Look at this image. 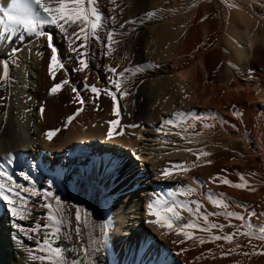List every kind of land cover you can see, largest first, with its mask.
<instances>
[{"label": "bare ground", "instance_id": "bare-ground-1", "mask_svg": "<svg viewBox=\"0 0 264 264\" xmlns=\"http://www.w3.org/2000/svg\"><path fill=\"white\" fill-rule=\"evenodd\" d=\"M96 7L103 14L99 34L113 32V52L106 55L90 39L89 67L76 71L66 38L40 23L47 16L38 6L0 0V77L5 61L10 77L0 79V165L17 184L37 191L25 220L4 212L0 264L53 260L40 243L45 235L18 228L48 223L45 203L59 219L73 213L48 237L61 264H264V239L256 238L264 228V0H98ZM10 16L33 18L38 27L28 31ZM43 34H52L64 65L55 81ZM115 78L120 93H128L118 95L119 117L104 94L115 91ZM65 79L60 92L49 93ZM117 119L115 131L123 134L109 140V122ZM164 169L174 174L165 177ZM245 183L254 190L235 186ZM157 199L178 206L177 223L207 228V215L209 224L223 228L186 229L188 238L148 223L155 219L148 205ZM230 233H236L231 243L212 239Z\"/></svg>", "mask_w": 264, "mask_h": 264}, {"label": "snow or ice", "instance_id": "snow-or-ice-1", "mask_svg": "<svg viewBox=\"0 0 264 264\" xmlns=\"http://www.w3.org/2000/svg\"><path fill=\"white\" fill-rule=\"evenodd\" d=\"M31 4L38 6L39 10H42L43 13L47 16V19H42L40 23L42 24H49L54 25L56 29L59 30L60 33L64 35L66 38L69 46H70V53L76 56V62L78 67L75 69L76 71H83L89 67V62L87 60L89 53L88 42L90 39L96 40L101 42L104 45L106 55L110 56L113 52L112 44H113V32H108L106 37H103L99 34L98 29H100L102 25L103 14L98 11L96 5L98 4V0H55V7L47 5L42 2V0H30ZM113 5H115L116 0H112ZM152 15V14H149ZM9 19L16 21L19 24H22L28 31H36L38 27L37 22L33 18H24V19H17L16 17H9ZM110 19L114 22L115 17H110ZM134 23V21H133ZM73 29V31L69 32L68 29ZM42 34V33H41ZM46 36L48 41V47L51 48V59H50V66H49V73L52 79L55 81L56 70L64 69V65L62 61L58 58V50L52 44L53 36L52 34H43ZM75 45V46H73ZM83 49V51H81ZM112 73H116L117 69L112 68L110 69ZM128 71V69H125ZM120 76L123 73L119 74ZM3 81H8L9 77V64L5 61L3 64V76L0 77ZM114 85L115 91L111 89L105 90L106 95L111 96L114 102V114L119 117L120 116V105L118 95H128V93H120L121 89V82L118 78H115L111 81ZM66 84H69L67 79L62 80L59 83H54V85L49 89V93L52 95L57 94L60 92ZM76 89H73V92H76ZM91 91L99 96V91L95 86L91 87ZM79 104L83 105L85 101L83 98H78ZM82 108H78L77 112L73 114L72 117H69L68 123L71 122L72 119L75 118L76 115L82 111ZM40 113L43 115L44 108H40ZM178 116H183V113H178ZM164 124H173L172 120H164ZM110 130L107 133V138L112 140L116 135H122L123 133L120 131H115L119 127V119L113 120L109 122ZM207 126V125H206ZM133 127H137V125H133ZM55 130L49 131L46 133L47 138L51 140L55 135ZM201 155L207 156L210 155L209 153H202ZM199 158V157H198ZM8 162H13V157L9 156ZM208 163H211L208 161ZM180 165H174L172 168H180ZM187 170V169H184ZM173 171L171 169H164L162 171V175L165 177L173 175ZM24 179L28 180L29 176L27 174H23ZM243 179V178H242ZM225 184H229L230 182L225 179L223 181ZM236 187H247L249 190L251 189L249 185L245 184H237ZM20 189V191H17ZM37 191L35 189H29L26 186H22L17 184L12 175L7 173L4 170L3 165H0V198L7 202L12 215L17 218L18 220H25L26 216L31 215V211L27 206V202L31 196H36ZM57 203H59L57 201ZM217 207H224L225 205L221 201L216 202ZM43 207L47 208L48 215L46 216V220L48 223L44 225H36L32 229H25L24 227L18 225V228L21 232H24L26 235L29 232L36 233L38 235H45V239L40 243L42 245H48V250L51 252L53 260L50 261V264H61V253L58 248H52L50 246V242L48 237H55L60 232V225L62 221L58 218V216L52 211L53 205L51 203H45ZM177 205L171 204L169 205L167 201H163L157 199L154 203L148 205L149 208V215L154 216L155 219L148 221V223L155 224L161 228H167L168 230L175 229L177 235H184L185 237L191 238L189 232L186 229H194L199 228L198 225L194 223H184L180 224L177 223L181 219L179 213L177 212ZM192 211L191 209H189ZM200 205L197 202V206L195 209V213H199ZM230 218H235L240 221L247 223L246 218L244 216H235L233 213H227ZM77 220L80 219L79 214L76 217ZM205 224H208L207 228H199L202 231H210L214 228H219L222 230L223 225L217 224H209L207 215L202 217ZM249 229H252L253 226L249 223ZM52 228H55V231H51ZM239 231V229H238ZM260 235L256 238L264 239V228L259 229ZM242 235H249V233H241ZM236 233H230L225 236L215 235L212 237L213 240H225L229 243L232 242L233 237ZM29 238H32L29 236ZM201 243L204 241L201 240ZM264 254V253H261ZM41 261L45 260V256L39 257Z\"/></svg>", "mask_w": 264, "mask_h": 264}, {"label": "rangeland", "instance_id": "rangeland-1", "mask_svg": "<svg viewBox=\"0 0 264 264\" xmlns=\"http://www.w3.org/2000/svg\"><path fill=\"white\" fill-rule=\"evenodd\" d=\"M145 15V14H144ZM144 15H143V17H144ZM145 19H146V16L144 17ZM143 18V19H144ZM144 19V20H145ZM141 20V19H140ZM200 27H198L197 28V31L200 33ZM216 29V27L214 28V30ZM216 31H217V29H216ZM216 33V32H215ZM183 80H185V79H183ZM140 88H142V87H140ZM139 88V90L141 91V89ZM199 108H201V105L199 106ZM132 116L134 117V119L136 118V117H139V116H137V113H135V114H132ZM101 124H103V123H101ZM120 171V170H119ZM3 207L2 208H0V221H2L3 220V218H4V212H6L7 211V213H9L10 212V208H9V206H8V204H7V202H3V205H2ZM9 211V212H8ZM70 212L71 211H67V212H63L62 213V218L60 219L61 221H63L62 223H66L67 224V222H69V220L71 219V217H72V214L73 213H71V215H70ZM65 217V218H64ZM69 219V220H68ZM2 234H3V232H1ZM6 241H8V240H6ZM124 248V250L122 249V252L123 253H126V246L125 247H123ZM122 256V255H121ZM11 264V263H10Z\"/></svg>", "mask_w": 264, "mask_h": 264}]
</instances>
